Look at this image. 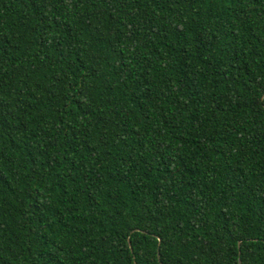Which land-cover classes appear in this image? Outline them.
Listing matches in <instances>:
<instances>
[{
  "label": "trees",
  "instance_id": "1",
  "mask_svg": "<svg viewBox=\"0 0 264 264\" xmlns=\"http://www.w3.org/2000/svg\"><path fill=\"white\" fill-rule=\"evenodd\" d=\"M0 264H264V0H0Z\"/></svg>",
  "mask_w": 264,
  "mask_h": 264
}]
</instances>
